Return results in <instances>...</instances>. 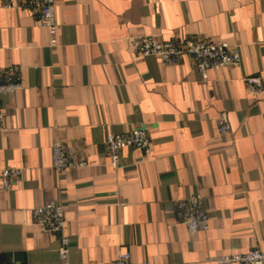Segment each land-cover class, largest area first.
Returning a JSON list of instances; mask_svg holds the SVG:
<instances>
[{
	"label": "crops",
	"instance_id": "obj_1",
	"mask_svg": "<svg viewBox=\"0 0 264 264\" xmlns=\"http://www.w3.org/2000/svg\"><path fill=\"white\" fill-rule=\"evenodd\" d=\"M0 0V81L21 70L22 89L3 98L0 132V264H63L59 235L33 222L49 202L65 206L71 264H218L264 250V0H55L58 45L28 10ZM27 3V7L25 4ZM227 43L237 66L210 70L194 59L168 66L140 56L134 39ZM228 113L231 131L219 132ZM146 128L149 154L122 152L110 165L109 134ZM74 148L85 167L56 172L52 146ZM22 171L5 190L1 171ZM206 200L207 232L190 233L174 202Z\"/></svg>",
	"mask_w": 264,
	"mask_h": 264
},
{
	"label": "built area",
	"instance_id": "obj_2",
	"mask_svg": "<svg viewBox=\"0 0 264 264\" xmlns=\"http://www.w3.org/2000/svg\"><path fill=\"white\" fill-rule=\"evenodd\" d=\"M27 7V3L25 4ZM3 8L14 6L7 0L2 3ZM28 10L33 14L50 36V46L58 45L57 34L59 25L56 20L55 0H30ZM136 50L140 56L158 57L165 65L182 64L186 56L194 59L195 68L203 80L208 78L210 70H221L237 66L241 62V55L236 47L227 43H213L200 38H183L179 41H163L156 36H143L134 39ZM21 70L12 67L2 72L0 81V132L4 124L3 98L15 94L22 89ZM249 93L260 96L264 93V82L259 76L246 78ZM219 132L227 135L231 131L227 112H223L218 121ZM128 148L138 149L149 154L151 140L146 128L136 127L128 133L109 134L106 138V150L110 158V165L119 168L122 164V152ZM52 166L56 172L85 167L74 148L56 141L52 146ZM22 179V171L6 168L1 171V181L5 190H12ZM174 214L180 224L186 226L190 233L207 232L210 228V215L206 208V200L201 195H193L174 202ZM33 222L46 233L59 235L58 256L63 264H71V240L65 235L66 216L65 206L58 202H49L33 210ZM212 261L218 264H264V250L252 248L243 254H233ZM108 264H149L136 263L130 252H123L114 262Z\"/></svg>",
	"mask_w": 264,
	"mask_h": 264
}]
</instances>
